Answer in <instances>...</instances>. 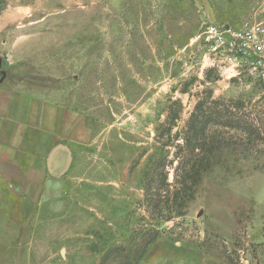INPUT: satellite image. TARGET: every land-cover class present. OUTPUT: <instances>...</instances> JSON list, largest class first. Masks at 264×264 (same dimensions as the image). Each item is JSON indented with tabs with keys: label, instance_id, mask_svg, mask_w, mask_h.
I'll return each mask as SVG.
<instances>
[{
	"label": "rangeland",
	"instance_id": "374dc122",
	"mask_svg": "<svg viewBox=\"0 0 264 264\" xmlns=\"http://www.w3.org/2000/svg\"><path fill=\"white\" fill-rule=\"evenodd\" d=\"M210 24L264 0H0V103L60 107L75 148L55 202L0 184V264H264V52Z\"/></svg>",
	"mask_w": 264,
	"mask_h": 264
},
{
	"label": "crops",
	"instance_id": "0c3cea01",
	"mask_svg": "<svg viewBox=\"0 0 264 264\" xmlns=\"http://www.w3.org/2000/svg\"><path fill=\"white\" fill-rule=\"evenodd\" d=\"M64 117L60 107L28 97L0 103V184L5 191L36 203L55 202L64 194L75 150L63 136ZM40 132L56 136L54 143L39 140L35 135ZM57 159L62 163L56 167Z\"/></svg>",
	"mask_w": 264,
	"mask_h": 264
},
{
	"label": "built area",
	"instance_id": "2783aa9c",
	"mask_svg": "<svg viewBox=\"0 0 264 264\" xmlns=\"http://www.w3.org/2000/svg\"><path fill=\"white\" fill-rule=\"evenodd\" d=\"M263 34L264 29L261 26L254 27L252 32L247 35L231 27H219L216 24L207 25L202 31L203 40L212 51L226 46L230 51L245 52L247 49H251L258 54L264 52ZM262 58L263 55H260L255 63L258 65L264 64Z\"/></svg>",
	"mask_w": 264,
	"mask_h": 264
},
{
	"label": "trees",
	"instance_id": "16d2710c",
	"mask_svg": "<svg viewBox=\"0 0 264 264\" xmlns=\"http://www.w3.org/2000/svg\"><path fill=\"white\" fill-rule=\"evenodd\" d=\"M174 118H175V116H174ZM216 118H218L219 119V117H217L216 116ZM171 121V120H173V116H168V121ZM229 120H231V121H233V119H229ZM201 129H200V127H199V131H200ZM253 131L256 133V135L258 136L259 135V130H258V128H254L253 129ZM183 163V161H181L180 162V164H182ZM157 190H159L160 191V193L158 194V192L156 193H152V195H157V197L155 198V197H153V196H151V198L153 199V198H155L154 199V202L156 201V199L158 198V200H157V204H156V206L158 205H160L161 203H162V201L163 200H161V198H164L165 196H166V193L168 192V188L166 187V184H164V183H162L161 182V184L159 185V187H158V189Z\"/></svg>",
	"mask_w": 264,
	"mask_h": 264
},
{
	"label": "water",
	"instance_id": "95a60500",
	"mask_svg": "<svg viewBox=\"0 0 264 264\" xmlns=\"http://www.w3.org/2000/svg\"><path fill=\"white\" fill-rule=\"evenodd\" d=\"M60 163H62L59 159H57V162L55 163V166H60ZM53 167V166H52Z\"/></svg>",
	"mask_w": 264,
	"mask_h": 264
}]
</instances>
